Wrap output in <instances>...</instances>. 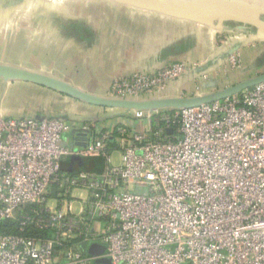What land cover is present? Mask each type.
I'll use <instances>...</instances> for the list:
<instances>
[{"label":"built area","instance_id":"2783aa9c","mask_svg":"<svg viewBox=\"0 0 264 264\" xmlns=\"http://www.w3.org/2000/svg\"><path fill=\"white\" fill-rule=\"evenodd\" d=\"M226 64L241 67L239 49ZM196 67L122 75L105 95H172ZM132 116L140 126L77 124L85 146L66 144L73 126L61 118L0 117V264H264V82ZM70 156L99 157L104 170L70 174ZM92 245L106 254L89 257Z\"/></svg>","mask_w":264,"mask_h":264},{"label":"crops","instance_id":"0c3cea01","mask_svg":"<svg viewBox=\"0 0 264 264\" xmlns=\"http://www.w3.org/2000/svg\"><path fill=\"white\" fill-rule=\"evenodd\" d=\"M181 1L211 2L219 8L248 12L264 8V0ZM238 26L225 23L216 31L188 19L101 0H0V66L53 79L102 98L115 78L150 73L168 63L184 61L198 67L173 82L170 93L201 97L264 74V69L259 71L264 67V40L257 47L240 48L257 33ZM219 34L226 39L220 46L216 43ZM235 48H239L242 67L248 64L250 73L256 75H245L242 67L236 76L220 73L221 69L229 71L227 55ZM0 84L4 88L0 117H68L73 126L66 135L68 146H76L77 124L84 122L76 118L101 116L104 120L100 124L105 127L112 125L113 118L141 125L133 113L84 103L35 83L0 78ZM195 85L199 93L192 94ZM85 141L80 138L79 143ZM61 168L71 174L101 173L104 162L99 157L70 156L61 161Z\"/></svg>","mask_w":264,"mask_h":264},{"label":"water","instance_id":"95a60500","mask_svg":"<svg viewBox=\"0 0 264 264\" xmlns=\"http://www.w3.org/2000/svg\"><path fill=\"white\" fill-rule=\"evenodd\" d=\"M79 1H98V0H79ZM109 1L119 5H125L131 8L139 9L142 11L159 13L167 16L179 17L201 23L203 25L220 30L225 23L239 24L240 29L253 28L256 30L257 36L264 40V8H259L253 12L242 10H229L219 8L211 2H174L168 0H101ZM209 4V5H208ZM212 4V5H210ZM203 5L206 7L203 8ZM239 48L228 53L231 54L237 51ZM0 78L5 80H21L29 83H35L37 85L58 91L66 94L70 97L78 99L84 103L91 105L111 108L115 110L125 111L128 114L136 111H151V110H163V109H182L188 107L199 106L201 104L212 103L215 101L223 100L225 98L239 94L240 92L252 88L260 83L264 82V74L249 81L239 83L235 86L226 88L221 91H217L205 96H191V97H179L173 95H166L164 97H149V98H111L104 95L102 98L94 97L68 86H65L53 79L42 77L33 73L20 72L10 68L0 66ZM36 120H42L43 118H61L63 121H68V117H34ZM114 119V118H113ZM74 120V119H73ZM77 121H103V117H95L90 120H82L76 118ZM74 120V121H75ZM171 131L168 130L167 133ZM80 138L86 137L78 134L76 139V146H85L80 144ZM86 142V141H85ZM69 173V172H68ZM71 174V173H70ZM106 254V249L101 246L92 245L87 251V255L91 258L102 257ZM95 264H110L108 259L101 258L95 261Z\"/></svg>","mask_w":264,"mask_h":264},{"label":"rangeland","instance_id":"374dc122","mask_svg":"<svg viewBox=\"0 0 264 264\" xmlns=\"http://www.w3.org/2000/svg\"><path fill=\"white\" fill-rule=\"evenodd\" d=\"M262 17H264V16H262ZM236 24V23H235ZM236 25H239V24H236ZM246 29H251V28H246ZM217 31V30H216ZM222 38H224L223 37V34H219L217 37H216V39H217V45H221L222 43H221V40H222ZM261 39L262 38H259L258 36L257 37H253V39L248 43V42H246V43H243L242 45H240L239 47L240 48H243V47H245L246 49L248 48V47H257L258 45H260V43H261ZM241 67H242V64H241ZM241 67L239 68V69H232V68H230V67H228V69H229V71L228 72H226V69H221V71H220V73H225L224 75H234V76H236V74L235 73H238V71L241 69ZM264 69V67H259V71H262ZM241 72H245V75H248L249 76V74H252V76H254V75H256V72H253V73H250L251 72V69H248V64H244V67H242V69L240 70ZM256 71V70H255ZM224 81H226V80H223L222 82H224ZM4 90V88H2V85L0 84V94H1V92ZM197 93H199V86L198 85H195L194 86V92L192 93V94H197ZM115 163L117 164L118 163V160H116L115 161ZM78 195L80 194V193H78V192H76ZM76 193H75V195H76ZM81 195V194H80ZM75 204V203H74ZM73 206H76V205H73Z\"/></svg>","mask_w":264,"mask_h":264},{"label":"trees","instance_id":"16d2710c","mask_svg":"<svg viewBox=\"0 0 264 264\" xmlns=\"http://www.w3.org/2000/svg\"><path fill=\"white\" fill-rule=\"evenodd\" d=\"M10 227V226H9ZM27 235L28 236H34V237H42V236H45L46 234L44 233H40V232H38V231H36V230H33V229H28L27 230Z\"/></svg>","mask_w":264,"mask_h":264},{"label":"bare ground","instance_id":"6f19581e","mask_svg":"<svg viewBox=\"0 0 264 264\" xmlns=\"http://www.w3.org/2000/svg\"><path fill=\"white\" fill-rule=\"evenodd\" d=\"M168 1H174V2H185V1H181V0H168ZM206 6H203V8ZM207 8V7H206Z\"/></svg>","mask_w":264,"mask_h":264}]
</instances>
